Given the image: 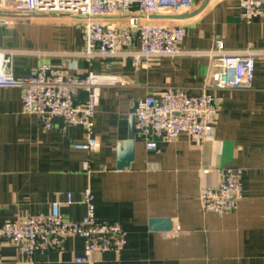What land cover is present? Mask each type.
<instances>
[{"label":"crops","instance_id":"0c3cea01","mask_svg":"<svg viewBox=\"0 0 264 264\" xmlns=\"http://www.w3.org/2000/svg\"><path fill=\"white\" fill-rule=\"evenodd\" d=\"M78 19L36 15L0 25V52L13 54L19 80L48 63L72 66L69 74L93 70L125 81L101 90L94 121L98 147L92 152L75 147L87 141L84 128L57 121L44 130L36 116L23 112L22 87L0 88V227L47 215L56 201L68 220L81 221L87 213L82 195L90 188L96 220L118 223L127 234L123 249L104 252L97 264H264V20H242L240 0H193L190 10L148 20L184 27L183 54L136 66L132 56L88 60ZM104 21L127 24L126 17ZM217 40L230 52H258L253 88L217 90L218 120L202 141L182 135L149 150L136 134L134 160L119 170L118 146L128 139L136 100L179 89L195 95L209 90ZM138 46L134 41L131 52ZM224 168L240 171L243 197L220 216L203 209L200 194L220 184ZM153 218L172 219L178 233L166 238L151 231ZM63 247L61 253L36 251L29 257L0 241V264H80L84 240L68 236Z\"/></svg>","mask_w":264,"mask_h":264},{"label":"built area","instance_id":"2783aa9c","mask_svg":"<svg viewBox=\"0 0 264 264\" xmlns=\"http://www.w3.org/2000/svg\"><path fill=\"white\" fill-rule=\"evenodd\" d=\"M193 0H0V13L70 14L86 21L82 25L84 49L88 60H109L132 56L136 66L151 59L177 57L183 54L182 42L186 30L179 25L150 23L156 15L190 10ZM241 18L250 23L254 18L264 20V0H240ZM126 17L125 26L107 25L104 20ZM19 18L0 16V25L10 26ZM21 19V18H20ZM137 41L139 46L131 52ZM127 50V51H126ZM258 52L225 50L222 40L216 41L212 52V73L209 90L191 94L185 89L168 91L159 97L147 96L136 100V134L144 137L149 150H156L158 142H174L187 135L202 141L215 128L219 105L217 90L253 88L254 68ZM264 59V52H262ZM143 60V61H142ZM72 66L55 67L37 64L24 80L15 76L13 54L0 52V88L22 87V109L36 116L44 130H51L57 121L63 127L85 129L87 141L76 144L80 150L94 151L98 139L94 135V121L101 90L109 85H124L115 75L88 70L83 74H69ZM76 68V67H73ZM85 169L89 170L88 163ZM222 180L216 187L201 191L200 200L206 212L223 216L237 207L243 197L240 171L221 169ZM87 213L81 221L68 220L61 212L62 203H52L51 212L41 216H25L0 227V241L13 243L24 256L36 251L59 252L64 238L84 240V254L76 258L80 264H97L98 256L107 251L119 253L126 244V232L118 223H100L95 218L94 194L87 188L82 195ZM66 204H73L69 195ZM178 233L164 232V237Z\"/></svg>","mask_w":264,"mask_h":264},{"label":"water","instance_id":"95a60500","mask_svg":"<svg viewBox=\"0 0 264 264\" xmlns=\"http://www.w3.org/2000/svg\"><path fill=\"white\" fill-rule=\"evenodd\" d=\"M36 15H60V14H23V13H0V16L15 17V18H30ZM136 116L134 108L131 110L129 121V136L128 139L118 146V169L123 170L130 167L135 156V130ZM150 230L157 232H168L173 229V220L170 218H153L149 222Z\"/></svg>","mask_w":264,"mask_h":264},{"label":"rangeland","instance_id":"374dc122","mask_svg":"<svg viewBox=\"0 0 264 264\" xmlns=\"http://www.w3.org/2000/svg\"><path fill=\"white\" fill-rule=\"evenodd\" d=\"M25 19H27V18H19V19H17V20H15V22H22L23 20H25ZM76 22H77V24H79V25H84L85 23H86V21H84V20H81V19H78V20H76ZM54 30V29H53ZM46 34V33H45Z\"/></svg>","mask_w":264,"mask_h":264}]
</instances>
